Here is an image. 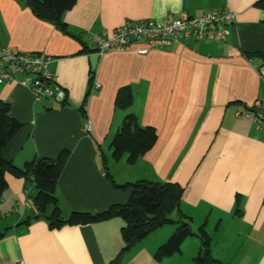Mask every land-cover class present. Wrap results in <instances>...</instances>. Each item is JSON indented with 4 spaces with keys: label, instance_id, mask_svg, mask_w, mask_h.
I'll list each match as a JSON object with an SVG mask.
<instances>
[{
    "label": "crops",
    "instance_id": "0c3cea01",
    "mask_svg": "<svg viewBox=\"0 0 264 264\" xmlns=\"http://www.w3.org/2000/svg\"><path fill=\"white\" fill-rule=\"evenodd\" d=\"M224 9L236 20L221 42L181 35L169 48L146 55H100L91 40L127 20L159 23L168 14L198 17ZM61 22L36 17L20 0H0V50L51 57L57 88L66 94L63 103L36 100L28 88L0 81V101L21 125L4 160L25 169L35 159L68 152L56 191L64 216L125 204L131 190L117 186L155 171L158 178L138 179L183 187L181 212L191 226H205L216 260L264 264V132L241 115L257 103L264 109L258 72L264 66V0H76ZM125 89L131 95L127 107L118 103ZM124 113H135L157 134L154 147L134 164L126 155L115 160L111 148ZM5 178L0 264H193L200 252L191 236L180 251L156 259L176 231L172 225L128 251L119 218L51 230L36 219L35 184L11 173Z\"/></svg>",
    "mask_w": 264,
    "mask_h": 264
},
{
    "label": "trees",
    "instance_id": "16d2710c",
    "mask_svg": "<svg viewBox=\"0 0 264 264\" xmlns=\"http://www.w3.org/2000/svg\"><path fill=\"white\" fill-rule=\"evenodd\" d=\"M20 1L36 17L47 20L56 26H64L61 18L76 2V0ZM118 103L125 107L131 104V95L127 89L119 93ZM81 110L83 111L84 108L82 107ZM83 113L85 114L84 111ZM20 128L21 125L10 116L9 105L0 101V200L7 188L5 175L11 173L16 177H24L35 184L38 190L37 195L33 198L38 212L36 219L42 217L51 230L119 218L125 224L122 236L125 243L124 251H128L156 229L174 224L178 225L175 233L158 249L155 255L156 259L162 260L175 254L180 251L181 245L188 237L196 236L200 241V252L194 258L193 264H222L212 255L211 239L205 231V226L200 227L198 232H193L191 219L181 212V198L184 189L176 183L148 180L125 183L117 187L131 190V196L127 203L113 205L101 213L72 212L69 216H64L58 203L56 191L58 179L68 160L69 153L62 152L56 159H35L25 169L6 162L3 158V151ZM156 141V131L151 127L141 126L137 117L133 113H128L111 143L113 157L115 160H120L123 155H126L127 162L134 164L154 147ZM174 214H176V218L172 217ZM3 237V233L0 232V240Z\"/></svg>",
    "mask_w": 264,
    "mask_h": 264
},
{
    "label": "built area",
    "instance_id": "2783aa9c",
    "mask_svg": "<svg viewBox=\"0 0 264 264\" xmlns=\"http://www.w3.org/2000/svg\"><path fill=\"white\" fill-rule=\"evenodd\" d=\"M235 20L236 14L227 9L208 11L198 17L187 13L179 17L168 14L159 23L149 19L127 20L111 33L93 35L91 40L100 55L110 51H135L139 55H146L153 49L169 48L181 35L210 42L227 40L231 33L230 26ZM51 63V57L44 53L2 49L0 81L28 88L36 100L50 99L63 103L66 94L57 88L50 70ZM258 72L264 80V66L259 67ZM241 115L251 119L256 129L264 132V109L259 103Z\"/></svg>",
    "mask_w": 264,
    "mask_h": 264
},
{
    "label": "rangeland",
    "instance_id": "374dc122",
    "mask_svg": "<svg viewBox=\"0 0 264 264\" xmlns=\"http://www.w3.org/2000/svg\"><path fill=\"white\" fill-rule=\"evenodd\" d=\"M95 50H96V49H95ZM96 52H97V50H96ZM64 102H65V101H64ZM134 114H135V113H134ZM124 115H126V114L124 113ZM108 147H109L108 145L104 147V149H103L104 152L108 150ZM127 176H129V175H128L127 173H125V182H126V178H127ZM144 176H145L146 178H148V179H151V180L154 179V178H151V177H149V176H155V177L158 178L157 174H156L155 171H154L153 175H149V174H147V175H136V176L133 177L132 182H137V181L139 180L138 178H140V177H144ZM156 181H157V182H160V183H172L171 180H163V179H161V178L158 179V180L156 179L155 182H156ZM0 201H1V200H0ZM172 217H173V218H176V214H174ZM172 226H175L176 229H177V226H178V225H174V224H173ZM197 228H198L197 226H192V230H193V232H195V230H196ZM197 230H198V229H197ZM197 239L199 240V238H197ZM199 243H200V241H199Z\"/></svg>",
    "mask_w": 264,
    "mask_h": 264
}]
</instances>
